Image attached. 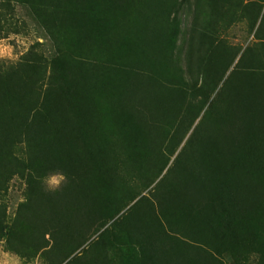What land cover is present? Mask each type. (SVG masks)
<instances>
[{"label": "rangeland", "instance_id": "374dc122", "mask_svg": "<svg viewBox=\"0 0 264 264\" xmlns=\"http://www.w3.org/2000/svg\"><path fill=\"white\" fill-rule=\"evenodd\" d=\"M0 264H264V0H0Z\"/></svg>", "mask_w": 264, "mask_h": 264}, {"label": "trees", "instance_id": "16d2710c", "mask_svg": "<svg viewBox=\"0 0 264 264\" xmlns=\"http://www.w3.org/2000/svg\"><path fill=\"white\" fill-rule=\"evenodd\" d=\"M67 95L68 94H66V96ZM71 95L72 96H70V97H72V98H73V96H75L74 94H71ZM62 100H64V102H62V104H63V107H65L66 97L64 96V94L61 96V101ZM77 107H78V105H77ZM75 115L76 116L78 115L77 117H80L79 114H78V112H75V114L73 116L76 117ZM80 120L81 119H79V121ZM83 120L84 121H87L88 120V117L83 116ZM226 212H227V208L224 209V210H222L220 212V216H219V214L217 212H215L214 210H212L210 212V214H211L210 216H212V218L209 220L208 217H206V215L204 216V210L202 209L201 214H200L201 215V219L200 220L195 219L189 225V227H188L189 234L191 236H194V234H195V236L200 237L202 243H209L208 240L210 239V236L211 235L212 236H215L217 238V240L218 239H221V233L224 231V229H226L225 228L226 223L224 221V219L226 218L225 217V213ZM183 229L186 230L185 228H183ZM189 238L191 239V237H189Z\"/></svg>", "mask_w": 264, "mask_h": 264}]
</instances>
